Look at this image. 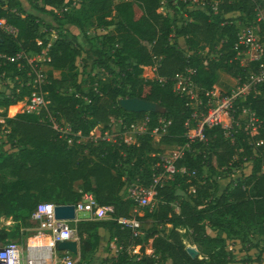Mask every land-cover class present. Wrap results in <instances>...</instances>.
<instances>
[{"label": "trees", "instance_id": "16d2710c", "mask_svg": "<svg viewBox=\"0 0 264 264\" xmlns=\"http://www.w3.org/2000/svg\"><path fill=\"white\" fill-rule=\"evenodd\" d=\"M39 1L40 5H34L43 12L70 3V0ZM161 1L80 0L73 10L54 15V24L46 25L47 36L54 35L55 39L47 49L44 64L72 71V91L61 92L64 80L49 75L42 88L46 109L39 114L22 111L10 117L7 109L30 93L28 68L18 55L40 53L48 39H41L44 35L40 31L41 18L26 12L20 0H0V19L15 29L10 33L0 27V77L14 81L0 91V107L4 109L0 115V136L4 137L0 143V217H11L16 222L11 229L0 227V244L22 238V228L33 225L30 215L38 203L73 204L83 193L92 194L101 205H111L114 211L112 218L71 223L79 240L78 264L99 245L100 230L108 232V244L112 240L121 248L105 259L107 264L240 262L227 248L226 238L244 237L245 229L264 235L262 121L255 133L239 121L233 122L228 130L220 125L203 128L206 140L191 143L190 150L176 161V166L184 167V171L156 188L157 207L152 216L169 226L167 230L152 228L143 237L134 236L130 228H122L118 222L119 218H130V210L135 207L134 200L123 195L122 190L134 178L148 185L153 172L149 167L155 165L156 159L145 156L153 151L149 132L139 135L132 145L103 140L112 118H120L128 126L147 115L149 129L163 119L169 123L161 140L184 144L185 122L192 108L187 99L175 93L172 76L191 70L194 82L211 90L219 70L235 74L241 84L249 72L259 73L260 64L264 63L246 60L242 64L235 58L236 21L244 17L252 21L251 1L225 0L214 12L190 8L187 0H163L170 14L161 10ZM66 24L80 30L87 24L106 30L99 46H94L87 56L93 60L91 66L102 69L108 80L92 71L77 78L73 71L80 49L75 38L67 36ZM178 38L184 39L187 52L175 45ZM217 38H221L219 48ZM122 97L153 101L159 110L125 111L118 103ZM10 108L13 113L17 109ZM241 108L250 109L264 119V80L237 100L234 118ZM49 117L63 120L74 131H80L84 136L81 142L69 145L52 129ZM245 164L250 166V172L233 177V172ZM225 172L228 174L217 178ZM4 173L12 180L5 181ZM77 181H80L78 188L74 185ZM183 237L191 242L196 254L187 251ZM148 240L152 255L145 254L144 243ZM46 243L40 240L39 244ZM131 245H140L134 255L128 252ZM256 259L261 261L260 256Z\"/></svg>", "mask_w": 264, "mask_h": 264}, {"label": "built area", "instance_id": "2783aa9c", "mask_svg": "<svg viewBox=\"0 0 264 264\" xmlns=\"http://www.w3.org/2000/svg\"><path fill=\"white\" fill-rule=\"evenodd\" d=\"M225 0H187L190 8L217 11ZM229 2L232 0H228ZM253 3L254 13L253 19L246 26H237V40L234 43L236 50L235 58L241 61L242 57L248 61H262L264 60V0H249ZM163 3V1H161ZM165 13V12H164ZM0 27L4 30L14 33L15 29L9 26L5 19H0ZM49 47V46H48ZM48 49V48H47ZM46 48L44 47L38 56L46 57ZM19 58H23L25 65L28 68L27 76L29 77L27 85L30 86V93L22 101L23 111L33 112L39 114L42 110L46 109L45 94L43 85L46 83V77L41 68L38 60L30 59L28 54H19ZM244 59V60H245ZM245 60V61H246ZM259 73L249 72L241 84H237L234 90L220 97L213 89L206 90L201 88L191 77V70L178 72L172 76L173 89L176 94L184 97L189 101L192 108L191 116L185 122L186 132L184 136L187 138L185 144L190 146L195 141L204 142L206 140L203 134L205 126L211 127L220 125L225 129H230L233 122L241 119L242 115L249 116V122L245 124V129L255 133L259 123L264 119H259L254 111L246 108H241L237 111L234 118L235 104L238 99L243 98L254 87L256 83L264 80V63L261 64ZM164 78H160L163 80ZM21 103V102H20ZM121 120V119H120ZM50 126L55 130L61 138H64L69 145L80 143L84 137L80 131H74L72 126L63 120H56L49 117ZM122 122V120H121ZM169 122H164L163 119L159 120L157 126L149 129V117L147 115L133 120L128 126H124L116 132L112 129L115 125V120H111V127L103 135V140L114 142L118 144L132 145L137 142L139 135L149 132L151 136H158L164 134L166 126ZM228 132V131H227ZM97 138L94 137L93 141L96 142ZM261 142H257L259 144ZM185 150L180 146L177 150L171 152L161 159V163L153 168L151 179L148 185H144L139 181L127 189V196L132 198L137 206H147L155 200L156 188L166 184L173 175L184 171V167L178 168L176 161L180 159ZM59 206H72L74 217L71 219L58 218L56 216V207ZM114 209L111 205L99 204L90 193H83L80 200L73 204H55L53 202H40L30 215V221L35 225L38 234L48 235L50 238L49 248L57 242H64L78 238L75 229L71 223L81 219L98 220L112 218L111 213ZM82 216H79V214ZM118 222L121 227L130 228L134 236H140L138 229L139 224L135 217L119 218ZM135 248H140V245L129 246L128 252ZM42 246H32L26 244L23 246L18 240L10 239L0 244V264H48L42 258ZM113 255L120 251V247L112 244ZM137 251V250H136ZM139 251V250H138ZM145 254L152 255L153 249L150 247L145 248ZM50 257L52 254L50 252ZM138 258V257H137ZM65 264H72L70 259L66 257L62 259Z\"/></svg>", "mask_w": 264, "mask_h": 264}, {"label": "rangeland", "instance_id": "374dc122", "mask_svg": "<svg viewBox=\"0 0 264 264\" xmlns=\"http://www.w3.org/2000/svg\"><path fill=\"white\" fill-rule=\"evenodd\" d=\"M24 9L26 12H30L33 14L38 15L41 20H42V26L40 27V31L42 32V40L47 38L48 43L45 46L46 52L48 46L52 43V41L55 39L54 35L47 36L46 31V25L47 24H54L55 20L53 18L54 15L60 16L63 14L65 11H71L76 6H78V2L80 0H70V3H67L65 5H62L57 8L51 9L49 12H43L38 10L34 4L40 5V1L38 0L37 3H29L27 0H20ZM163 1V0H162ZM165 1V0H164ZM163 1V2H164ZM161 10L163 12L167 13H172L169 8L166 6V3H161ZM234 16H237L236 13H233ZM111 18L114 19V13L112 14ZM251 20H248L247 17H244L242 20L237 19L236 25L240 28L243 26H246L248 23H250ZM65 32L68 37L75 38V44L79 46L80 49V55L76 58L75 62V70L73 72H76L78 74L77 78L80 79L82 76L83 72H90L92 71V74H96L98 77L103 78V80H108L107 76L104 74L103 71H98V67H92V59L88 58L87 52L90 51L94 46H99L100 44V38L101 35L105 33L100 27H96L95 25L87 24L85 27L80 30L78 27L72 25V24H66L64 26ZM217 43V48L220 47L221 45V38L216 39ZM175 45L185 52H187V45L184 42L183 38H178L175 40ZM28 56L30 59L38 60L41 65V68L43 70V73L46 77V81L48 80V76H54L56 78L64 80V85L61 88V92H71V81L70 77L72 74V71L67 70V69H52L48 68L44 64L43 56H38L37 53H29ZM245 56L242 57L241 61L245 62ZM13 80H10L8 78H1L0 77V91L5 88L6 85H12ZM238 84V78L234 74H228L224 71L219 70L217 72V78L215 80V83L213 85V90L215 93H217L220 97L225 96L226 94L230 93L232 90L235 89V87ZM16 107V111L13 113V111H10V107ZM14 106H10L7 109V115L8 116H14L17 113H21L23 111V103L19 102L15 104ZM4 112V109L0 107V115L1 113ZM13 113V114H12ZM115 120V125L112 126V129L115 130L116 132H119V130L123 127V123L121 122L120 118H112ZM241 122L240 124L248 123L249 122V116L247 115H242L241 119L239 120ZM143 135V134H141ZM140 135V136H141ZM150 135V134H149ZM162 135L159 134L158 136H151V145L153 147V151L151 152H146L145 156H153V158L156 159L155 165H151L149 169L153 171L154 166L157 164L161 163V159L166 157L169 154H172L171 152L177 150L180 146L184 147V150H190V146H187V144H179V143H167L163 142L161 140ZM4 140V137L1 135L0 136V143ZM5 148V147H3ZM129 168H133L131 165H128ZM249 166L245 164L242 169L235 170L233 172V177L240 176L241 174H244L245 170L248 169ZM244 169V170H243ZM228 172V171H227ZM225 172L224 174L218 176L217 178L221 177L223 175H227L228 173ZM3 179L5 181H10L12 178L9 176V174L4 173L3 174ZM220 180V179H219ZM138 180L131 179L130 182L127 185V188L133 186L136 184ZM140 182V181H139ZM1 187V183H0ZM123 195H127V189H123ZM157 207V200H153L151 204L147 206H137L132 207L130 210L131 216L135 217L138 221L139 224V231H140V236L143 237L147 232H149L152 228H158L160 230L163 229H168L169 226L162 224L152 216L153 211ZM79 216H82L80 213ZM16 225V222L12 221L11 217H5L1 216L0 217V227L4 226L6 228H13ZM23 230V235L22 238L19 240L20 243L23 245L27 241L28 243H40V240L42 242H50V238L48 235H38L34 236L38 233L37 229L35 228V225H32L29 228H22ZM212 233V232H211ZM245 236L244 237H236L235 235H231L230 237L226 238V244L227 248L230 250L236 251V257L242 264H252L255 262L256 264H264V235L263 234H258L256 231L251 230V229H245L244 231ZM224 236V234H222ZM29 237V238H28ZM183 240L185 244L187 245V248L190 249L194 247L191 242L186 238L183 237ZM107 242V237H103L100 239L99 245L92 250L89 254H87L85 260L81 264H104L105 259L111 256V252L109 250L108 245L106 244ZM150 240L144 243V247L147 248L149 247ZM78 245H79V240L78 238H73L70 240L68 243H60L57 242L52 245L51 247V254L52 257H50L48 264H65L62 259L67 258L72 261V264H78L79 262V252H78ZM137 250V251H136ZM138 248H135L131 250V255H134L138 252ZM249 252V253H248ZM260 256L261 261H257V257ZM107 264V263H106Z\"/></svg>", "mask_w": 264, "mask_h": 264}, {"label": "water", "instance_id": "95a60500", "mask_svg": "<svg viewBox=\"0 0 264 264\" xmlns=\"http://www.w3.org/2000/svg\"><path fill=\"white\" fill-rule=\"evenodd\" d=\"M119 106L128 112H155L159 110L157 103L141 99L138 97H122L118 100ZM56 216L58 218L71 219L74 217V211L72 206H59L56 207ZM70 241V240H69ZM69 241L60 242L62 244L68 243ZM187 251L191 254H196L197 251L194 248H187Z\"/></svg>", "mask_w": 264, "mask_h": 264}, {"label": "crops", "instance_id": "0c3cea01", "mask_svg": "<svg viewBox=\"0 0 264 264\" xmlns=\"http://www.w3.org/2000/svg\"><path fill=\"white\" fill-rule=\"evenodd\" d=\"M110 29H111V27H110ZM103 31H105L106 32V30H103ZM98 71H103L102 69H100V68H98ZM12 106H14V105H12ZM249 166V165H248ZM244 170V169H243ZM250 172V166H249V168L248 169H246L245 170V172H244V175L245 174H248ZM79 184H80V181H77V182H75L74 183V185H75V187L76 188H78V186H79ZM122 193H123V190H122ZM211 234H214V232H212ZM38 235H43V234H36V235H34V236H38ZM100 235H101V238H103V237H107V242H106V244L108 245V247H109V250H110V252H111V255L113 256V249H112V244H116L114 241H110L109 242V244H108V238H109V236H108V232L107 231H105V230H100ZM225 236V235H224ZM29 238V237H28ZM26 244H29L28 243V241L25 243V244H23V246H25ZM151 246V243L149 244V247ZM236 251H233V255H234V257L238 260V258L236 257ZM249 253V252H248ZM226 264H242V262H233V263H226ZM247 264H249V263H247ZM252 264H256L255 262H253Z\"/></svg>", "mask_w": 264, "mask_h": 264}, {"label": "bare ground", "instance_id": "6f19581e", "mask_svg": "<svg viewBox=\"0 0 264 264\" xmlns=\"http://www.w3.org/2000/svg\"><path fill=\"white\" fill-rule=\"evenodd\" d=\"M49 244L50 242L46 243V244H35V243H30V245L32 246H42L43 249H42V258L46 261H49L50 260V248H49Z\"/></svg>", "mask_w": 264, "mask_h": 264}]
</instances>
